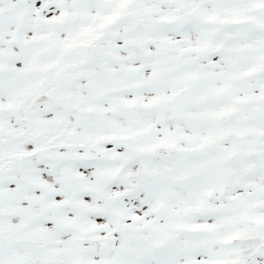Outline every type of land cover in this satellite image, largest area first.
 <instances>
[{
	"label": "snow or ice",
	"instance_id": "snow-or-ice-1",
	"mask_svg": "<svg viewBox=\"0 0 264 264\" xmlns=\"http://www.w3.org/2000/svg\"><path fill=\"white\" fill-rule=\"evenodd\" d=\"M0 264H264V0H0Z\"/></svg>",
	"mask_w": 264,
	"mask_h": 264
}]
</instances>
